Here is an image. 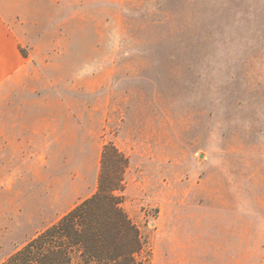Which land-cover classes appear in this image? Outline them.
I'll list each match as a JSON object with an SVG mask.
<instances>
[{
	"label": "rangeland",
	"instance_id": "1",
	"mask_svg": "<svg viewBox=\"0 0 264 264\" xmlns=\"http://www.w3.org/2000/svg\"><path fill=\"white\" fill-rule=\"evenodd\" d=\"M45 5L36 71L0 85V264L96 192L109 141L150 264H264V0Z\"/></svg>",
	"mask_w": 264,
	"mask_h": 264
},
{
	"label": "trees",
	"instance_id": "2",
	"mask_svg": "<svg viewBox=\"0 0 264 264\" xmlns=\"http://www.w3.org/2000/svg\"><path fill=\"white\" fill-rule=\"evenodd\" d=\"M100 161L96 192L1 264H150L123 206L130 157L109 141Z\"/></svg>",
	"mask_w": 264,
	"mask_h": 264
},
{
	"label": "crops",
	"instance_id": "3",
	"mask_svg": "<svg viewBox=\"0 0 264 264\" xmlns=\"http://www.w3.org/2000/svg\"><path fill=\"white\" fill-rule=\"evenodd\" d=\"M57 1L48 0L49 3ZM45 20L48 25L53 21L52 10L45 5V0H0V85L10 87L18 76L36 71L33 59L22 48L34 40L32 29L46 23ZM212 229H207L206 235ZM202 248L197 264H205V256L209 254ZM215 255L213 251V264L218 261Z\"/></svg>",
	"mask_w": 264,
	"mask_h": 264
}]
</instances>
